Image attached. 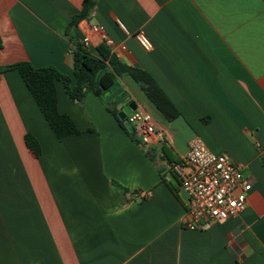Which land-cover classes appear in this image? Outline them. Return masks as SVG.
<instances>
[{"label":"crops","instance_id":"1","mask_svg":"<svg viewBox=\"0 0 264 264\" xmlns=\"http://www.w3.org/2000/svg\"><path fill=\"white\" fill-rule=\"evenodd\" d=\"M82 2L0 0V67L28 62L73 79L67 27ZM93 26L180 116L166 122L128 80L124 100L163 132L144 145L99 98L72 103L57 83L59 112L82 132L57 140L19 74H0V264H264V0H96L91 19L69 34L88 38L96 55L103 43ZM27 133L40 144L38 159ZM193 137L252 185L242 214L197 231L183 224L187 197L172 171ZM163 146L177 163H167Z\"/></svg>","mask_w":264,"mask_h":264},{"label":"trees","instance_id":"2","mask_svg":"<svg viewBox=\"0 0 264 264\" xmlns=\"http://www.w3.org/2000/svg\"><path fill=\"white\" fill-rule=\"evenodd\" d=\"M95 2L96 0H83L80 13L72 17L67 27V33L72 44L70 57L73 79L54 67L34 68L28 62L0 67V74L10 71H16L19 74L57 140L82 134L74 121L58 110L57 83L62 84L65 95L72 103L82 104L88 94H93L99 98L104 103L107 112L125 131L123 121H120L117 115L133 100L119 99L114 94V87L118 79L126 78L135 84L140 92L141 102L157 111L166 122L169 123L180 116L177 109L147 72L121 63L104 44L97 48V54L94 55L77 38L69 35L70 31L81 22L91 19ZM105 94L107 95L104 96ZM128 136L135 139L133 129L132 132L128 133ZM24 143L34 158L38 159L41 156L40 144L31 134L27 133L24 136ZM161 151L168 164L177 163L167 147L163 146Z\"/></svg>","mask_w":264,"mask_h":264},{"label":"built area","instance_id":"3","mask_svg":"<svg viewBox=\"0 0 264 264\" xmlns=\"http://www.w3.org/2000/svg\"><path fill=\"white\" fill-rule=\"evenodd\" d=\"M118 26L126 32L121 23ZM92 32L99 33L101 42L114 54V43L105 35L102 27L93 26ZM134 37L144 51L152 50L153 45L143 32L136 33ZM89 42L88 38L82 41L86 47ZM126 120L141 144H150L152 136L163 137V132L157 130L151 115L138 105ZM172 171L178 176L180 187L187 197L183 221L186 229L206 230L214 223L235 218L246 210L252 185L243 177L239 166L227 156L211 152L200 137L190 140L182 164L173 165ZM146 196L150 197L151 194Z\"/></svg>","mask_w":264,"mask_h":264},{"label":"rangeland","instance_id":"4","mask_svg":"<svg viewBox=\"0 0 264 264\" xmlns=\"http://www.w3.org/2000/svg\"><path fill=\"white\" fill-rule=\"evenodd\" d=\"M113 92L119 99L126 98V95L131 92V84L128 81V79L126 78L118 79ZM123 124L125 125V128L129 132L132 131L133 127L127 121H123Z\"/></svg>","mask_w":264,"mask_h":264},{"label":"water","instance_id":"5","mask_svg":"<svg viewBox=\"0 0 264 264\" xmlns=\"http://www.w3.org/2000/svg\"><path fill=\"white\" fill-rule=\"evenodd\" d=\"M105 94L104 96H106ZM137 104L136 102L129 103L126 107H124L117 115L120 121H125L127 117L131 115L132 112L136 111Z\"/></svg>","mask_w":264,"mask_h":264}]
</instances>
